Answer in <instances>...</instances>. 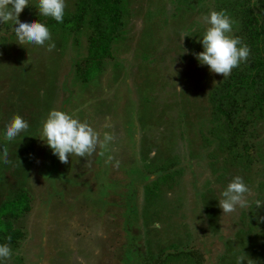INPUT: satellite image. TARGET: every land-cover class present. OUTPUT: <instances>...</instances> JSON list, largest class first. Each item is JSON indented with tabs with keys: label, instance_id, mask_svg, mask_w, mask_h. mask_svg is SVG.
Wrapping results in <instances>:
<instances>
[{
	"label": "rangeland",
	"instance_id": "obj_1",
	"mask_svg": "<svg viewBox=\"0 0 264 264\" xmlns=\"http://www.w3.org/2000/svg\"><path fill=\"white\" fill-rule=\"evenodd\" d=\"M73 1L65 0V10ZM227 3L244 0H127L115 60L87 86L73 69L87 54L86 34H75L77 46L73 36L51 37L49 50L47 41L21 43L0 25V126L13 113L29 124L17 141L0 140L10 161L0 162V197L20 190L30 197L29 211L9 218L24 233L9 264H192L190 255L200 264H236L237 256L241 264H264V196L249 201L264 169V123L255 129L261 144L247 174L249 203L230 213L218 207L220 192L246 175L231 167L216 178L224 162L211 161L199 141V121L210 111L205 93L223 75L200 65L194 54L202 46L190 49L187 39ZM34 5L29 0L18 19L39 17ZM52 108L100 134L91 154L61 162L38 137ZM27 139L32 147L24 152L16 145ZM171 158L177 163L165 169ZM252 203L253 220L245 217Z\"/></svg>",
	"mask_w": 264,
	"mask_h": 264
},
{
	"label": "trees",
	"instance_id": "obj_2",
	"mask_svg": "<svg viewBox=\"0 0 264 264\" xmlns=\"http://www.w3.org/2000/svg\"><path fill=\"white\" fill-rule=\"evenodd\" d=\"M228 3L218 6L217 11L223 9L233 21L235 36L247 45L249 54L246 61L238 64L227 77L204 92L210 111L208 117L199 121V131L202 133L199 141L209 146L207 151L211 161L216 163L221 158L224 162L219 166L216 178H225L231 167H234L238 173L246 175L243 181L247 184L250 181L248 171L256 163V155L252 152L261 144L256 137V125L264 123V0H244V4L240 6ZM126 7L127 0H74L71 7L65 10L62 23L45 17H30L23 21L40 19L48 26L51 37H59L61 33L66 39L73 36L71 42L76 46L78 40L75 34H86L87 54L82 59L76 58L73 69L77 83L87 86L96 81L104 70V65L115 60L113 46L125 34L129 15ZM8 24L2 25L10 31L12 27ZM199 38L200 36L194 37L195 40L188 38V48H199ZM73 79L75 80L74 77ZM39 97L37 95V99ZM27 131L29 130L20 135ZM17 138L18 136L11 142L17 141ZM26 142L29 143L16 146L24 147L25 152L32 147L29 139ZM191 142L190 147H197L198 140L193 143L191 138ZM176 163L177 158H171L165 164V169ZM254 190L255 194L249 201L259 200L264 196L263 168L257 170ZM0 198H5L0 204V243L7 242L13 254L22 243L24 233L22 229L14 227L9 218L18 219L29 211L30 197L26 190H20L13 197L5 195ZM253 204L245 213V217L250 215L251 220L254 219L251 209ZM246 225H249V221ZM250 233L252 234V229ZM16 257L21 258L17 254ZM189 257V261L194 260L192 264L201 263L195 260L198 256ZM11 260L10 257L6 264Z\"/></svg>",
	"mask_w": 264,
	"mask_h": 264
},
{
	"label": "clouds",
	"instance_id": "obj_3",
	"mask_svg": "<svg viewBox=\"0 0 264 264\" xmlns=\"http://www.w3.org/2000/svg\"><path fill=\"white\" fill-rule=\"evenodd\" d=\"M27 5L29 0H0V25L9 22L17 40L21 43L45 45L47 41L46 47L51 50L55 44L45 23L40 19L29 21L18 19V14ZM34 7L39 17L51 18L57 23L63 22L65 0H35ZM202 21L205 27L198 39L202 51L194 54L195 59L200 65H206L210 72L227 77L233 68L246 61L249 54L248 47L238 36L232 34L233 21L223 9L210 10L202 17ZM40 124L38 137L61 162H65L69 155L84 157L86 154H91L100 141V134L91 125L57 108L50 109ZM28 128V121L19 114L13 113L0 127V140L11 141ZM109 139V134L104 133L103 140ZM0 162H10L2 143H0ZM248 191L242 177L233 176L220 192L218 207L222 213H230L236 207L247 206L249 202L243 196ZM11 255L9 244L0 243V264H6ZM236 264H241L240 256L236 257Z\"/></svg>",
	"mask_w": 264,
	"mask_h": 264
}]
</instances>
